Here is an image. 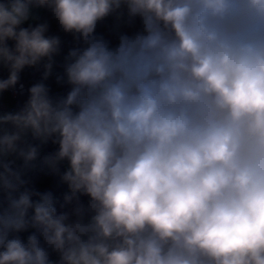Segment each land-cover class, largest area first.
Returning a JSON list of instances; mask_svg holds the SVG:
<instances>
[{"label":"clouds","instance_id":"clouds-1","mask_svg":"<svg viewBox=\"0 0 264 264\" xmlns=\"http://www.w3.org/2000/svg\"><path fill=\"white\" fill-rule=\"evenodd\" d=\"M0 264H264V0H0Z\"/></svg>","mask_w":264,"mask_h":264},{"label":"built area","instance_id":"built-area-1","mask_svg":"<svg viewBox=\"0 0 264 264\" xmlns=\"http://www.w3.org/2000/svg\"><path fill=\"white\" fill-rule=\"evenodd\" d=\"M4 75H6V73H4ZM35 77L33 76V73L31 70H26L24 76H23V80L25 82V84H29L32 82V80L34 79ZM54 89H55V86L53 85ZM6 101L7 103H9L10 105H14L15 104V100L12 98V96L10 94L6 95ZM48 181H43L42 182V187H47L48 186Z\"/></svg>","mask_w":264,"mask_h":264}]
</instances>
